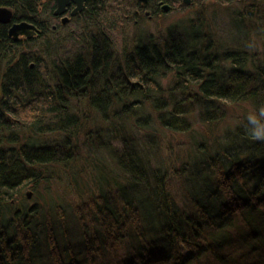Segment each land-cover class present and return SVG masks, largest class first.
Instances as JSON below:
<instances>
[{"label":"trees","instance_id":"16d2710c","mask_svg":"<svg viewBox=\"0 0 264 264\" xmlns=\"http://www.w3.org/2000/svg\"><path fill=\"white\" fill-rule=\"evenodd\" d=\"M158 1L183 25L129 42ZM152 2L0 0L39 30L0 24V264H264V1Z\"/></svg>","mask_w":264,"mask_h":264},{"label":"rangeland","instance_id":"374dc122","mask_svg":"<svg viewBox=\"0 0 264 264\" xmlns=\"http://www.w3.org/2000/svg\"><path fill=\"white\" fill-rule=\"evenodd\" d=\"M152 1L153 0H150V2ZM260 3H262V1H260ZM201 4H203V2L199 5ZM204 4L208 8L207 15H210L211 18L216 19L215 29L219 33L225 34L224 28L228 27L227 21L229 18L228 6L235 8L238 4H226V2H223L222 0H205ZM151 5H154V2H152ZM239 6L241 7V5ZM153 8L152 6H148L142 11L136 12L135 15L131 17V20L126 24L127 26L125 29V35L129 42H133V40L138 39L139 36H143V38L146 40L150 37L151 39L153 38L152 40L157 41L158 38L165 36L166 28L168 26H175L177 23L182 26L183 24H181V19L189 15L188 11H181L180 8L168 9L167 11H163L161 13H155L154 11H152ZM262 10H264V6ZM222 19L225 20L224 24L219 23L222 21ZM53 21L59 22V19ZM73 27L74 26L71 27V30H73ZM55 28V26L54 28L52 27V29ZM19 38L21 44L23 45L22 50L26 51L29 47L28 44H25L27 39L24 38L23 35L22 37L19 36ZM228 109L233 118H235L237 115H240L239 112L241 111V109L236 105H230Z\"/></svg>","mask_w":264,"mask_h":264},{"label":"water","instance_id":"95a60500","mask_svg":"<svg viewBox=\"0 0 264 264\" xmlns=\"http://www.w3.org/2000/svg\"><path fill=\"white\" fill-rule=\"evenodd\" d=\"M55 1V9L53 10V14L60 16L63 15L66 11L67 6L70 3L75 4V7L72 9L71 13L74 14L77 11L81 10L82 5L85 0H54ZM144 3L146 0H139ZM188 1V0H186ZM168 5L163 4L162 9L167 10ZM13 18V12L10 8L6 6H0V23H10ZM67 20L66 17L62 18V21L65 22ZM32 30V31H30ZM37 31V28L34 24L29 23L26 20H21L19 22H13L8 29V35L15 41L19 38V36H25L29 38L32 33ZM32 32V33H31ZM28 197L30 196V192H27Z\"/></svg>","mask_w":264,"mask_h":264},{"label":"flooded vegetation","instance_id":"af4514ba","mask_svg":"<svg viewBox=\"0 0 264 264\" xmlns=\"http://www.w3.org/2000/svg\"><path fill=\"white\" fill-rule=\"evenodd\" d=\"M88 1H90V0H85L84 1V3H83V5H82V8H81V10H79V11H77L76 13H74V14H72L71 13V11H72V9L75 7V4H73V3H70L68 6H67V8H66V11L64 12V14L61 16H57V15H54L55 17H56V19H59V23H61V24H65V23H67L68 21H70V19H71V17L73 16V15H75V14H77L78 12H80V11H82L83 10V8H84V6H85V4L86 3H88ZM205 1V0H204ZM223 1V0H222ZM225 2H226V4H230V3H237L238 5H241V7L242 8H245V9H247V10H249V11H254V15L256 14V13H258V11H257V7L258 6H260L261 5V3H260V1H264V0H224ZM144 3H148V0H146V2H144ZM183 3L184 4H186V5H188V4H190L191 3V0H188V1H186V0H183ZM163 4H167L168 5V8H167V10L168 9H172V4L171 3H169V2H164V1H158L157 3H156V5L158 6V8L161 10V11H167V10H163L162 9V5ZM63 17H66L67 18V20L65 21V22H63L62 21V18ZM20 21V20H19ZM19 21H17V20H14L13 18H12V20H11V22L10 23H0V24H3V25H5L6 27H7V34H8V29H9V27L11 26V24L13 23V22H19ZM29 23H32V24H34L33 22H29ZM35 26H36V28H37V31H35L34 33H32L31 35L33 36L34 34H36L39 30H38V27H37V25L36 24H34ZM54 24H52V27L54 28ZM56 27V26H55ZM30 31H32V30H30ZM9 36V35H8ZM32 36H30L29 38H31ZM9 37H11V36H9ZM20 37H22V36H20ZM24 38H26L25 36H23ZM12 39V38H11ZM13 40V39H12ZM20 40V38H18L17 40H15L14 42H17V41H19Z\"/></svg>","mask_w":264,"mask_h":264},{"label":"bare ground","instance_id":"6f19581e","mask_svg":"<svg viewBox=\"0 0 264 264\" xmlns=\"http://www.w3.org/2000/svg\"><path fill=\"white\" fill-rule=\"evenodd\" d=\"M143 5H145V4H143Z\"/></svg>","mask_w":264,"mask_h":264}]
</instances>
